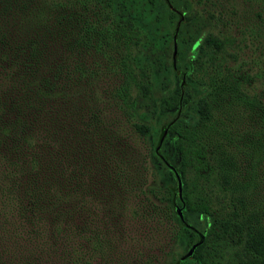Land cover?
I'll return each mask as SVG.
<instances>
[{
  "label": "trees",
  "instance_id": "16d2710c",
  "mask_svg": "<svg viewBox=\"0 0 264 264\" xmlns=\"http://www.w3.org/2000/svg\"><path fill=\"white\" fill-rule=\"evenodd\" d=\"M210 22L190 0H0V264H264V101Z\"/></svg>",
  "mask_w": 264,
  "mask_h": 264
},
{
  "label": "rangeland",
  "instance_id": "374dc122",
  "mask_svg": "<svg viewBox=\"0 0 264 264\" xmlns=\"http://www.w3.org/2000/svg\"><path fill=\"white\" fill-rule=\"evenodd\" d=\"M192 2V16L196 20H203L204 18L210 17L215 22H210L211 25H215L214 31H218L220 37L218 38L217 46L214 48V55L217 62H222L227 66H238L239 64H245L236 72L237 78H244L248 76V83L244 84V88L248 89L250 93H255L259 95L262 101H264V44L263 49L257 48V41L254 40L253 48H251V39L253 38L252 32H254L255 26L250 24L251 31L247 30L249 20L245 12L248 11L247 5L252 2L257 6L258 2L264 3V0H190ZM260 6L258 7L259 10ZM245 9V11H244ZM261 9V8H260ZM262 11V10H261ZM264 12V11H263ZM71 16L72 10L69 11ZM255 21V19H254ZM248 22V23H247ZM262 33V30L260 29ZM185 36V35H184ZM261 35L258 36V39L261 41ZM217 40V39H216ZM182 56L186 53L187 44L181 43ZM69 55H72L71 52H68ZM181 56V57H182ZM72 64V60H70ZM205 73H208L210 76L215 77V91L218 93V96L224 94V85L226 84L224 80V74L218 73L214 70L213 66L207 64L205 66ZM173 86L172 79L169 81V87ZM204 90L203 95L207 92V88H201ZM159 94V85L155 91V94ZM206 98V97H205ZM147 103L145 100L138 101L137 113H140L144 110L143 106ZM201 108H203V104ZM190 118L196 116L195 108L189 112ZM193 121V120H192ZM235 133V131H234ZM236 131L235 134H237ZM234 151H237V148H234ZM264 182V174L261 175ZM192 219L196 221V217L192 216ZM191 219V220H192ZM173 223H168L165 225L163 230L164 238H162L163 243L166 242L164 248L165 251L172 246L173 242L171 241V236L169 234V229L173 228Z\"/></svg>",
  "mask_w": 264,
  "mask_h": 264
}]
</instances>
